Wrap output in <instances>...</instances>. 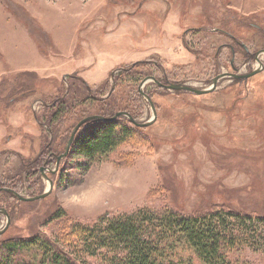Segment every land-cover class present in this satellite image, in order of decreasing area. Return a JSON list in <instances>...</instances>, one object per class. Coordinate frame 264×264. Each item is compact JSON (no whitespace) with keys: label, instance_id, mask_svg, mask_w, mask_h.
Masks as SVG:
<instances>
[{"label":"rangeland","instance_id":"1","mask_svg":"<svg viewBox=\"0 0 264 264\" xmlns=\"http://www.w3.org/2000/svg\"><path fill=\"white\" fill-rule=\"evenodd\" d=\"M262 49L264 0H0V208L9 216L0 242L36 236L66 250L71 223L144 206L264 215V53L261 71L226 76L201 95L145 82L155 120L133 124L131 137L88 167L70 145L53 171L47 152H64V131L81 111L110 107L149 121L138 91L146 77L205 89L221 72L258 68ZM63 100L75 104L49 121ZM48 180L38 200L6 190L31 197ZM69 189L79 202L66 206ZM17 256L42 264L36 247ZM230 258L264 264V252L247 245ZM167 259L203 264L182 240Z\"/></svg>","mask_w":264,"mask_h":264},{"label":"trees","instance_id":"2","mask_svg":"<svg viewBox=\"0 0 264 264\" xmlns=\"http://www.w3.org/2000/svg\"><path fill=\"white\" fill-rule=\"evenodd\" d=\"M69 102L63 100L56 110L51 109L49 121L74 106ZM103 109L107 113L97 115L109 117L115 113L110 107ZM78 115L75 122L91 114L81 111ZM72 127H66L63 144ZM132 127L121 117L89 120L78 128L81 130L71 143L73 152L83 157L84 167H88L131 137ZM46 148L50 149L51 143ZM47 152L51 158L62 153ZM64 238L66 250L36 236L0 242V264H36L17 256L35 247L42 264H169L171 249L181 240L203 264H248L232 261L230 253L241 245L264 252V215L240 213L222 205L191 214L167 205L144 206L113 215L105 213L88 223L73 222Z\"/></svg>","mask_w":264,"mask_h":264},{"label":"water","instance_id":"3","mask_svg":"<svg viewBox=\"0 0 264 264\" xmlns=\"http://www.w3.org/2000/svg\"><path fill=\"white\" fill-rule=\"evenodd\" d=\"M264 52V50L262 51ZM256 61L258 62L259 64V67L248 72V73H245V74H232V73H222V74H218L216 75L215 77L212 78L211 80V83H210V86L208 88H205V89H196L194 87H191L187 84H184V83H170L168 81H166L165 83H161L160 81H158L157 79H155L154 77H146L144 78L140 84L138 85V91H139V94L140 96L144 97L150 108H151V111L153 113V117L147 121V122H143V123H140V122H137L134 120V118H132L130 116V114H128L127 112L125 111H118V112H115L113 115L109 116V117H103L101 115H97V114H91V115H88L82 119H80L75 125L74 127L72 128L71 132H70V135H69V138L67 140V142L65 143V146H64V152L59 154L58 156H56V167H55V170L53 171H56L57 170V167H58V163H59V160L63 157L66 156L67 154V151L71 145V143L73 142L74 140V136L78 130V128L84 124L85 122L89 121V120H93V119H100V120H113L115 118H117L118 116L120 115H123V116H126L129 121L134 124L135 126H138V127H144V126H148L150 125L154 120H155V107L151 101V98L145 94L143 91H142V85L151 80L153 82H155L158 86L162 87V88H165V89H170V90H175V91H187V92H191V93H194L196 95H201V94H205V93H209L211 91L214 90L215 88V85L217 83V81L221 78H224L226 76H233V77H238L240 79H246L256 73H258L259 71L262 70V63L259 61L258 58H256ZM42 170V168H41ZM48 183H49V188L47 191L43 192L42 194H39V195H35V196H31V197H23L21 196L20 194H18L15 190H11V189H6L7 191L11 192L17 199L19 200H22V201H33V200H38V199H41V198H44L46 195H48V193L51 191V188H52V182L51 180H48ZM5 190V189H3ZM0 212L4 214L5 218H6V224L4 225V227L0 230V233H2L8 226L9 224V216H8V213L7 211L4 209V208H0Z\"/></svg>","mask_w":264,"mask_h":264},{"label":"flooded vegetation","instance_id":"4","mask_svg":"<svg viewBox=\"0 0 264 264\" xmlns=\"http://www.w3.org/2000/svg\"><path fill=\"white\" fill-rule=\"evenodd\" d=\"M222 46H224V47H227V48H229V50L231 51V54H232V58L230 59V64H232V62H233V57H234V53H235V51H234V49H233V47H232V44H230V43H224V44H221L220 45V47H222ZM263 51V49L262 50H259V51H257L256 53H255V59L256 58H258L259 59V55L260 54H262V53H264V52H262ZM259 61H260V59H259ZM233 65V64H232ZM263 65V64H262ZM233 67V66H232ZM223 72H221V74H222ZM224 73H232V72H224ZM232 74H240L239 73V69H235L234 68V73H232ZM215 77V76H214ZM229 77H231V78H234V79H240V78H238V77H233V76H229Z\"/></svg>","mask_w":264,"mask_h":264},{"label":"clouds","instance_id":"5","mask_svg":"<svg viewBox=\"0 0 264 264\" xmlns=\"http://www.w3.org/2000/svg\"><path fill=\"white\" fill-rule=\"evenodd\" d=\"M62 201L66 206L76 204L79 202V197L72 194L71 189H69L65 194L62 195Z\"/></svg>","mask_w":264,"mask_h":264},{"label":"crops","instance_id":"6","mask_svg":"<svg viewBox=\"0 0 264 264\" xmlns=\"http://www.w3.org/2000/svg\"><path fill=\"white\" fill-rule=\"evenodd\" d=\"M42 63H40L38 66H41ZM34 70H36L37 72L42 71V69H40L39 67H36Z\"/></svg>","mask_w":264,"mask_h":264}]
</instances>
